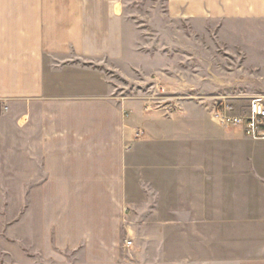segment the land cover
I'll return each mask as SVG.
<instances>
[{"label": "crops", "instance_id": "crops-1", "mask_svg": "<svg viewBox=\"0 0 264 264\" xmlns=\"http://www.w3.org/2000/svg\"><path fill=\"white\" fill-rule=\"evenodd\" d=\"M125 6V0H0V193L14 177L15 192L31 194L32 240L46 257L80 247L90 263L120 256L133 245L123 236L131 232L137 193L148 211L158 202L159 209L193 210L176 212L177 225L215 224L216 192L229 205L232 193L248 199L246 185L231 184V153L221 156L222 187L209 184L215 179L209 168L186 170L184 179L185 144L202 138L231 146L248 138L240 127L212 122V100L203 107L179 101L175 111L150 106L121 95L105 74L102 67L112 64L136 68L126 49L136 48L128 33L139 31L138 14ZM151 12L154 32H184L182 23L207 32L214 22H263L264 0H165ZM191 177L200 183L189 186ZM191 192L192 199L184 196ZM173 199L175 206L162 204ZM16 204L24 217L23 197ZM164 218L160 223L168 224ZM195 254L208 256L198 264H214L209 249ZM252 256L241 264H264Z\"/></svg>", "mask_w": 264, "mask_h": 264}, {"label": "rangeland", "instance_id": "rangeland-1", "mask_svg": "<svg viewBox=\"0 0 264 264\" xmlns=\"http://www.w3.org/2000/svg\"><path fill=\"white\" fill-rule=\"evenodd\" d=\"M125 2L130 12L138 14L139 31L128 33L129 44L134 37L136 48L134 51L126 49V57L135 63L136 68L128 62L120 68L114 64L111 69L102 67L121 95L147 101L150 106L171 107L174 111L179 101L203 107L210 100L213 104L215 100H223L239 110L246 107L254 96L264 95V21L214 22L205 27L207 32H192V26L182 23L178 28L184 32L160 34L153 31L149 15L153 8L162 9L165 0ZM171 28L169 26V30ZM165 43L168 47L160 49ZM159 71L166 81H161L160 75L150 78ZM201 87L207 90L198 89ZM229 129L236 130L233 127ZM224 153L233 154L231 184L247 186L246 202L239 199L240 194L232 193L229 205L223 199V193L216 192V206L221 208L216 209L215 224L177 225L176 212L191 216L193 210L159 209L158 202L148 211L143 208L142 194L137 193L138 204L129 223L131 232L123 236L124 240H133V245L106 264H198V260H206L208 256L201 258L195 253L207 249L214 264H241L252 252L257 255L252 257L264 262V178L259 176L264 174V140L247 138L229 146L220 140L208 144L201 138L198 142L185 144V172L196 167L214 170L215 179L213 182L211 179L209 184L222 187L227 184L221 160ZM240 153L243 154L241 163L244 165L242 181L236 179L241 172L236 165ZM187 174L185 180L189 179ZM190 180L189 186L200 183L193 177ZM7 181L8 191L0 193V264H95L87 260L82 247L56 249L53 256H44L38 242L32 240L31 194H17L14 177ZM205 184L208 183L205 181ZM174 193L171 194L173 197ZM18 195L23 197L24 217L17 208ZM184 196L192 199V192ZM162 204L175 206L177 202L173 199ZM228 205L230 208H225ZM164 217H167L168 224L160 223ZM242 218L245 221L242 222Z\"/></svg>", "mask_w": 264, "mask_h": 264}, {"label": "built area", "instance_id": "built-area-1", "mask_svg": "<svg viewBox=\"0 0 264 264\" xmlns=\"http://www.w3.org/2000/svg\"><path fill=\"white\" fill-rule=\"evenodd\" d=\"M212 116L222 127H240L248 138L264 140V95L254 96L246 107L239 110L223 100H215ZM125 244L130 246L132 241L126 240Z\"/></svg>", "mask_w": 264, "mask_h": 264}]
</instances>
